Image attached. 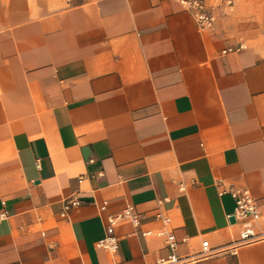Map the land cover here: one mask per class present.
I'll return each instance as SVG.
<instances>
[{
    "label": "crops",
    "instance_id": "obj_1",
    "mask_svg": "<svg viewBox=\"0 0 264 264\" xmlns=\"http://www.w3.org/2000/svg\"><path fill=\"white\" fill-rule=\"evenodd\" d=\"M234 1L201 29L179 0H0V264H157L161 229L182 264H264V4Z\"/></svg>",
    "mask_w": 264,
    "mask_h": 264
},
{
    "label": "built area",
    "instance_id": "obj_2",
    "mask_svg": "<svg viewBox=\"0 0 264 264\" xmlns=\"http://www.w3.org/2000/svg\"><path fill=\"white\" fill-rule=\"evenodd\" d=\"M187 9L195 16L198 25L201 29H208L213 26L215 15L209 8L208 0H179ZM245 43H240L238 48H245ZM231 193L236 200V207L233 215L236 221L243 222V230L241 233L242 239L247 240L252 238L254 233L253 220L259 219L261 216L256 199L252 196L249 188H232ZM81 203L78 197H71L65 201L62 213L66 214L71 208ZM7 210L0 212V220L7 217ZM161 216V213H158ZM132 221L135 224L140 223V215L137 212L134 204H128L122 210L112 213L108 216L105 236L97 242L99 247L108 251L116 252L119 247V238L115 233V226L121 221ZM145 235H151V230H145ZM158 235L164 236L172 248V252L168 257H162L157 264H182L185 259L176 253L178 240L174 233H169L166 230H159Z\"/></svg>",
    "mask_w": 264,
    "mask_h": 264
},
{
    "label": "rangeland",
    "instance_id": "obj_3",
    "mask_svg": "<svg viewBox=\"0 0 264 264\" xmlns=\"http://www.w3.org/2000/svg\"><path fill=\"white\" fill-rule=\"evenodd\" d=\"M258 2H260V4L258 3ZM258 2H257V8L260 6V5H262V4H264V0H258ZM208 4H209V8H210V10L213 12V14L215 15V21H216V17H217V14H216V8H219V7H225V9H223V11H222V14H223V16H228L229 14H231V12L234 10V4H235V1L234 0H208ZM256 8V9H257ZM261 8V9H260ZM260 8H258L259 10H262V6L260 7ZM236 9V8H235ZM245 9V8H244ZM243 10V9H242ZM256 13V12H255ZM257 15V14H256ZM256 15H251V17L252 18H249L248 17V15H244L243 17H245V23H247V20H251V21H253L252 23L253 24H251L250 23V25H251V28H250V30L251 29H253V28H256V27H258V24L257 23H261V22H263L264 21V17L263 18H261L262 17V15H261V17L260 18H255V16ZM258 16V15H257ZM259 17V16H258ZM246 31V30H245Z\"/></svg>",
    "mask_w": 264,
    "mask_h": 264
},
{
    "label": "water",
    "instance_id": "obj_4",
    "mask_svg": "<svg viewBox=\"0 0 264 264\" xmlns=\"http://www.w3.org/2000/svg\"><path fill=\"white\" fill-rule=\"evenodd\" d=\"M233 221H236V218L235 216L233 215L232 218H231Z\"/></svg>",
    "mask_w": 264,
    "mask_h": 264
}]
</instances>
